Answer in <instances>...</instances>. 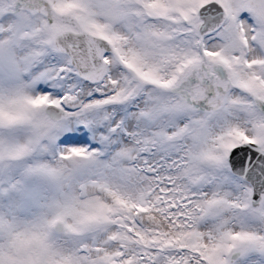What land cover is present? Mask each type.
<instances>
[{
	"label": "snow or ice",
	"instance_id": "snow-or-ice-1",
	"mask_svg": "<svg viewBox=\"0 0 264 264\" xmlns=\"http://www.w3.org/2000/svg\"><path fill=\"white\" fill-rule=\"evenodd\" d=\"M0 264H264V0H0Z\"/></svg>",
	"mask_w": 264,
	"mask_h": 264
}]
</instances>
